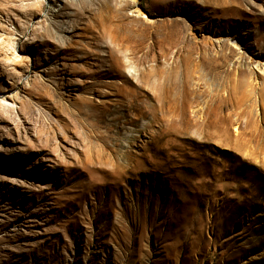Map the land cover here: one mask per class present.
<instances>
[{
  "label": "rangeland",
  "instance_id": "374dc122",
  "mask_svg": "<svg viewBox=\"0 0 264 264\" xmlns=\"http://www.w3.org/2000/svg\"><path fill=\"white\" fill-rule=\"evenodd\" d=\"M1 97L0 264H264V0H0Z\"/></svg>",
  "mask_w": 264,
  "mask_h": 264
},
{
  "label": "bare ground",
  "instance_id": "6f19581e",
  "mask_svg": "<svg viewBox=\"0 0 264 264\" xmlns=\"http://www.w3.org/2000/svg\"><path fill=\"white\" fill-rule=\"evenodd\" d=\"M15 47H16V45H14L12 49L15 50ZM0 101L2 102V105H0V108L2 109V111L5 112L6 109H8V111H10L8 106H7V102H6L5 98L1 97Z\"/></svg>",
  "mask_w": 264,
  "mask_h": 264
}]
</instances>
